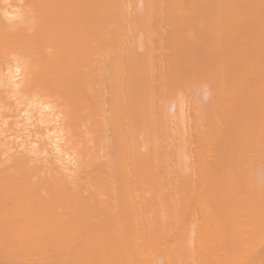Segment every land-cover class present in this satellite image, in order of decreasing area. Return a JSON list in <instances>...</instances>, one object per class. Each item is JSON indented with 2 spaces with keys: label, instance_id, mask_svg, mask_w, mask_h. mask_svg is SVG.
Here are the masks:
<instances>
[{
  "label": "bare ground",
  "instance_id": "1",
  "mask_svg": "<svg viewBox=\"0 0 264 264\" xmlns=\"http://www.w3.org/2000/svg\"><path fill=\"white\" fill-rule=\"evenodd\" d=\"M15 9L9 20L4 12ZM157 21L171 25L165 42L151 34H140L139 46L125 42L126 23L155 36ZM14 60L23 69L17 95L47 98L59 119L17 129L23 108L3 77L0 264H264V0H8L0 3V75ZM196 75L214 87L196 86L212 105L204 92L196 95L205 105L193 97L195 88L188 95L192 111L211 106L195 113L196 139L208 130L205 154L217 133L223 145L218 158L198 160L201 168L190 161L197 171L188 165L187 175L180 154L194 125L184 140L180 120L177 130L172 122L186 141L176 168L169 148L179 138L163 134L176 99L165 101L173 87L181 100ZM54 129L60 153L46 136Z\"/></svg>",
  "mask_w": 264,
  "mask_h": 264
},
{
  "label": "rangeland",
  "instance_id": "2",
  "mask_svg": "<svg viewBox=\"0 0 264 264\" xmlns=\"http://www.w3.org/2000/svg\"><path fill=\"white\" fill-rule=\"evenodd\" d=\"M139 6H140V5H139ZM132 7H136V5H135V6L132 5ZM137 7H138V6H137ZM137 7H136V8H137ZM130 8H131V7H130ZM128 9H129V8H128ZM131 9H133V8H131ZM131 9H130V11H132ZM134 9H135V8H134ZM134 9H133V12H134ZM126 10H127V9H126ZM130 11H129V12H130ZM203 18H204V17H203ZM204 19H205V18H204ZM206 19H207V17H206ZM206 19H205V21H207ZM202 20H203V19H202ZM208 21H209V20H208ZM208 21H207V24H208ZM163 22H164V23H163ZM163 22H160V23L158 24V21H157L158 26L156 27L155 36H153V35H154V34H153V33H154V29H153V28H152L153 32L151 31L150 28H143L144 31H143V33H142V32H140L141 30L139 31L138 29L131 30V28H128V27H127V23H126V25H123V26L121 27V31H122V29H123V34H124L123 36L126 37V34H127L126 31H127V29L130 30V31L128 32V34H127L128 38H127V40H126L125 42L128 43V39L131 37L130 39L133 40V44H135V46H139V45H140V41H138V37H139L140 34H141V35L143 34L144 36L142 35L143 38L140 36V37H139V40L147 39V37H149V40H150V38H151V41H153V39H154V40L156 39V41H158L157 39H159V42H160V39H161V42H162V41L165 42V41L167 40L166 38H168V36H167V32H169V30L171 29V27H169V26H171V25H169L170 23H169L168 21H163ZM202 22H204V21H202ZM155 23H156V22H155ZM161 24H163V26H162ZM165 24H166V25H165ZM207 24H204V25L207 26ZM154 25H155V24H154ZM168 25H169V26H168ZM204 25H202V24L200 23V26H204ZM125 26H126V27H125ZM160 27H161V28H160ZM165 27H166V28H165ZM164 28H165L166 31L164 30ZM147 29H148V31H147ZM149 29H150V30H149ZM158 29H159V32H158ZM161 29H162V30H161ZM167 30H168V31H167ZM131 32H132L135 36H134V35L132 36V33H131ZM139 32H140V33H139ZM150 32H151V33H150ZM161 32H162L163 35L160 36ZM163 32H164L165 34H164ZM157 33H159V35H157V38H156V34H157ZM136 34H137L138 36H137ZM146 34H151L153 38H152L151 36H148V35H147V37H146ZM136 36H137V37H136ZM166 36H167V37H166ZM124 37H123V38H124ZM132 37H133V38H132ZM158 37H159V38H158ZM134 38H136V40H135ZM162 38H163V39H162ZM124 39H125V38H124ZM134 40L136 41L135 43H134ZM130 41H131V40H130ZM138 50H140V49H138ZM163 50H164V49H163ZM141 52H142V49H141ZM197 76H198V77H197ZM199 76H200V78H199ZM196 77H197V81H195L196 78H195V80H194L195 85L192 83V81H193V80H192L191 82H187V84H184V87H181V88H180V89H184V88H186V87L188 88V89H186L184 92L180 90V91H181V95H183V94L185 95V98L183 97L184 95L181 96V98L184 100V103H185L184 105L182 104V107H181V109H182L183 112L181 111V109H180V106H181V105L179 104V103L181 102L182 99H181V100L179 99L180 101L178 100V97L180 96V94L177 93V94H178V97H176L177 94L174 93V91L177 92V91L179 90L178 87H177V89L175 88V90H174V87H173V90H174V91L171 90V93H172V94L174 93V94H173L174 96H171V93H170V95H168L169 97H168V98L166 99V101H165V102H167V103H170L171 100H168V99L172 98V102L175 101V100H173V97L176 99L177 106H176V103H173L174 105H172L173 107H172V109L169 111V113H171V114H168L169 117H171V116H173L172 113H175V112H176V115L174 114L173 118L171 117V119L167 117L168 120H166V122H167V123L169 122V124H170V122H171L170 126H169V124H168V127H169L168 129L170 130V128L172 127V126H171V125H172V122H173V121H177L176 118H178V122H179V120H180V123H177L178 125H177V124H176V125H177V126L181 125L180 128L178 127V128H179V129H178V130H179L178 134H179V136H180V135H183V136H180V137H183V138L186 136L187 133H189V131H191L192 128L195 129V127H196L195 124L197 125L198 122H199V125H200V128H201V123H200L201 120L199 119L200 121H198V122L196 123V120H198V117H199V115H200V114H199L200 112H202L201 114H203V111H204L208 106H209V107H208V111H209V108H210V111H211V106H210L209 104L211 103L212 95H210V93L212 92V90L214 89V87L212 88V86L210 85L209 88H208V85H209L208 82H209V81H208L207 78H205L204 75H202V76H201V75H196ZM248 77H249V76H248ZM248 77H247V78H248ZM199 79H201V81H203V82L206 83V84L208 83V84H207V87H206V89H208V91H206V89L204 90V88H203V90H204V91H203V92H204V95H205V94H208V95H206V96H207V97L210 96V99H209V100L207 99L208 101L206 100L207 97L204 96V95H203V98L206 97L204 100L201 99V100L199 101V99H198L199 97L197 98V95H196V94L199 93L198 95H200V96H202V94H203V92H201V94H200V90H199L198 88L196 89V86L199 87V85H200V83H201V81H199ZM202 79H203V80H202ZM205 79H206V80H205ZM198 81H199V82H198ZM206 81H207V82H206ZM188 83H190V86H189L190 88H191V86H192L191 84L194 85V87L192 86V90L195 88V90H196L195 93H194V90L192 91V90L188 87ZM196 83H197V84H196ZM201 84H203V83H201ZM206 84L203 85V86L205 87ZM185 85H186V86H185ZM210 87H211V89H212L211 91H210ZM171 89H172V88H171ZM189 89H190V91H189ZM197 90H199V91L197 92ZM201 90H202V87H201ZM172 91H173V92H172ZM180 91H179V92H180ZM205 91H206V92H210V93H206ZM189 92H190V93H189ZM191 92H192V94L194 93V94H193V97L196 96V98L198 99V101H199L200 103L202 102L201 104H204V105H205V102L203 103V101H205V100H206L207 103H209L208 105H207V103H206L207 107H205L204 110H203L202 105H201V107H202V108H201L202 111L199 112V110H197V112H198V117H195V113H197V112L195 111V105L193 104V105H194V106H193V110H194V111H192V109L190 108V106H192V102H190V98L192 97ZM213 92H215V91H213ZM185 93H186V94L188 93L187 96H186ZM211 94H212V93H211ZM188 95H191V97H189ZM194 95H195V96H194ZM213 96H214L213 98L216 99V96H215L214 94H213ZM186 97H189V99H186ZM197 99H196V100H197ZM177 100H178L179 103L177 102ZM183 100H182V103H183ZM187 100H188V101H187ZM191 100H192V99H191ZM168 101H169V102H168ZM194 101H195V98H194ZM194 101H193V103H194ZM209 101H210V102H209ZM188 102H189V103H188ZM195 102H197V101H195ZM186 103H188L189 105H188V104L186 105ZM200 103H199V104H200ZM213 104H214V102H213ZM196 105H198V102L196 103ZM211 105H212V103H211ZM178 106H179V107H178ZM184 106H185V107L188 106V107L185 109ZM198 106H199V105H198ZM213 106H214V105H213ZM213 106H212V107H213ZM175 107H176L177 111L175 110ZM188 109L191 111V113H193V114H192L193 116L191 115V113H190L191 116L189 115V113H188ZM198 109H199V108H198ZM213 109H214V108H213ZM174 110H175V112H174ZM178 111H181V112H182V114H181V112H180V115H181V116L184 114V116H182V117H184V118L186 119V122H185V119H184V118H182V117H178V116H177V115H179V114L177 113ZM208 111H207V109H206V112H208ZM186 112H187L188 115L186 114ZM208 113H209V112H208ZM185 114L187 115V117H186ZM209 114H210V113H209ZM170 115H171V116H170ZM207 115H208V114H207ZM174 117H175V118H174ZM188 117H189V118H188ZM190 117H191V118H190ZM194 117L196 118V120H194V119H195ZM179 118H180V119H179ZM193 118H194V119H193ZM200 118H201V116H200ZM203 118H205V116H203ZM206 118H207V117H206ZM188 119H190L189 122H187ZM204 120H205V119H204ZM182 121L185 122V124L182 123ZM190 121H191L192 123H191ZM202 121H203V120H202ZM166 122H165V124H166V126H167V123H166ZM203 122H204V121H203ZM203 122H202V124H203ZM175 123H176V122H173V125H174L175 130H177V126L175 127ZM190 123H191V125H190ZM206 123H207V121H206ZM182 124H183V127L185 126V131H184L183 127H182ZM186 124H188V126L190 125V127L192 126V124H193L194 126H193L191 129H189V128L186 126ZM208 124H209V123H208ZM208 124H205V127H206V125H207V128H209ZM163 127H164V125H163ZM202 127L204 128V131H205V127H204V125H203ZM174 128H173V129L171 128L170 131H168L167 128L165 129V127H164L165 130H164L163 128H162V129H163V132H164L163 134H165V135H164V138L166 137V132H165V131H167V133H168V132H171V133L173 134L172 136H173V137H176V140H177V138L180 139V140L178 139V142H177L176 140H175L176 142L174 141V142H175V143H174V144H175V147H174V145H173L172 143H171V144H172L173 146H171L170 148H169V146H170L171 144L168 146L169 149H172V151H174V152H173V154L175 155V157H174V159H173L174 161H176V159H177V158H176V155H177V154L179 155V151H181V149H182V151H184V152L189 150L188 152H185V155H184V153H182V151H181V154H180L181 156H182V155L184 156V157H181V156H180V157H181V158H184L183 161H184V163L186 164V165H185V166H186L185 168H184V165H183V164H184L183 161H182V163H183L182 166L179 165V166H180V169L183 167V169H182L183 171H185L184 169H187V166L189 165V166H188V172H189V174L191 173L190 171H192V169L194 170V171H193V173H194L195 171H197V170L194 169L195 167H194V168L192 167V169L189 170V167L191 168L192 163L195 165L196 162H197L198 165H196V167H197V166L200 167V166L202 165V162H203V164H204L203 159H204V160L207 159V158L209 159V156H210V157L213 156L214 158H218V157H219L220 154L217 152L218 150H217L216 152H214V150H216V147H217V149H218V147H219V145H220L219 143H222V145H223V141H222L221 139H220V140H221V141H220V140L218 139V138H220V137H217L219 133H217L216 137L214 138V136L211 135V133L214 134V132H211L212 130L209 128V131L211 130V131H210V135H211V138H210V139H212V137L214 138V139H212V140H213V145L216 146V147H214V149L212 148V152H211V150H210L209 153H210V152H211V153L214 152L215 154L217 153V155H218V156H217V155H215L214 153H213L214 155L209 154V153L205 154V152L203 153V151L201 150V148L203 147V145H202L201 148H200L201 136L203 137L204 134L207 133V136L209 137L207 128H206V130H207L206 133L204 132V134L201 135L200 138L198 137L197 139H196V137H197L198 133L196 134V132H194V131H196V129H195V130H192V131H191L192 133L190 132V134H191V135H190V137H191V143H192V145H193V147H192L191 149H190V147H191L192 145L189 143L190 140H188L187 137H186V139H187V141H188L187 143L189 144V145H188L189 148L187 149V148H186V147H187V143H186V141H184L185 138H184V140H182L183 138L181 139L180 137H177L178 134L176 133V131L174 130ZM197 128H199V126H197ZM157 129H158V130H157V134H158L159 128H157ZM181 129H182L183 132H184L183 134H181V133H182V130H181ZM186 129H187V130L189 129V131L186 132ZM172 131H173V132H172ZM202 131H203V130H202ZM213 131H214V130H213ZM216 132H217V131H216ZM175 133H176V135H175ZM168 134H170V133H168ZM192 134H193V136H195V137H192ZM158 135H159V134H158ZM188 135H189V134H188ZM205 136H206V135H205ZM207 136H206V139H207ZM219 136H220V134H219ZM168 137H169V136L167 135L166 138L170 140L171 138H170V137L168 138ZM190 137H189V139H190ZM221 137H223V136L221 135ZM157 138H158V137H157ZM166 138H165L164 141L167 142L168 140H166ZM153 139L155 140L156 137H155V138L153 137ZM195 139L198 141V143H199V142H200V143H199V144H198V143L196 144ZM199 139H200V140H199ZM210 139H207V141L209 140V143H211L210 145H212V141H210ZM216 139H217V141H216ZM193 140H194V141H193ZM218 140L220 141L219 143H218ZM223 140H224V139H223ZM171 141H172V140H170V142H171ZM168 142H169V141H168ZM179 142H181V144L178 145ZM182 142L186 143V145L183 144ZM215 142H216V144H217V143H218V144L216 145ZM263 142H264V140H263ZM161 143H162V142H161ZM176 143H177V145L179 146V149L176 147V146H177ZM209 143H208V144H209ZM162 144H164V146H167L166 143H164V142H163ZM182 144H183V145H182ZM194 144H196V145H194ZM202 144H205V146H206V143L204 142V140H203ZM181 145H182V147H183V146H184V147L186 146L185 149H183V148L180 149ZM213 145H212V146H213ZM222 145H220V147H222ZM224 145H225V144H224ZM194 146H195V147H198L197 150L200 149V150L202 151L201 154L198 153V152H196V148H194ZM173 147H174V149H173ZM206 147H207V146H206ZM208 147H209V145H208ZM220 147H219V148H220ZM263 147H264V145H263ZM192 149H195L194 152H196V153L192 152ZM210 149H211V148H210ZM175 150H176V153H175ZM177 150H179L178 153H177ZM206 150H207V148H206ZM253 150H254V149H251V151L248 152V153H249L248 155L250 156V158H249V161H250V162H251V160H250V159H251V156H253V154H254V153H253ZM263 152H264V151H263ZM263 152H262V154H263ZM167 153H168V152H167ZM186 153L188 154L187 156H186ZM189 153L192 154V155H189ZM197 153H198V155H197ZM251 153H253V154H251ZM195 154H196V155H195ZM202 154H203V155H202ZM204 154H205V155H208V156H205ZM255 154H256V150H255ZM255 154H254V155H255ZM178 155H177V156H178ZM199 155H200L202 158L199 157ZM168 156H169V155H167L166 157H168ZM195 156H196V161H195V159H194ZM255 156H256V155H255ZM169 157L172 158L173 156H169ZM185 157H187V159L190 158V160H189V161H186V160H185ZM191 157H193V158L191 159ZM203 157H204V158H203ZM206 157H207V158H206ZM253 157H254V156H253ZM253 157H252V159H255V161L252 160V163H250V164H249V161H248V160L246 159V157H245V161H246V160L248 161V162H247V165L249 164V165H251V167H252V164H253L254 162H256V163L258 164L257 161H259L258 159H257V161H256V158H255V157L253 158ZM170 158H169V159H170ZM200 158H201V160H200ZM211 158H212V157H211ZM211 158L209 159V161L211 160ZM258 158H260V157L258 156ZM263 158H264V155H263ZM193 159H194V160H193ZM208 159H207V160H208ZM171 160H172V159H171ZM178 160H179V156H178ZM198 160L201 161V165L199 164V161H198ZM207 160H205V161H206L207 163H209ZM174 161H173V162H174ZM185 161H186V162H185ZM190 161H192V163H191ZM194 161H195V163H194ZM262 161H263V160H262V157H261V164H262ZM169 162H170V161H169ZM180 162H181V161H180ZM187 162H189V163L187 164ZM212 162H213V159H212ZM214 162H215V160H214ZM263 162H264V161H263ZM244 163H245V162L242 163V167H243V164H244ZM170 164H171V163H170ZM177 164H179V162L176 161V165H175V163H174V165L176 166V168H177ZM210 164L212 165V163H210ZM206 165H208V164L205 163V165H203V166H206ZM215 165H216V163H215ZM259 165H260V162H259ZM257 166H258V165H257ZM257 166H253L254 169H255L256 171L261 167V165L258 166V167H257ZM217 167H219V166H217ZM253 167H252V170H253ZM256 167H257V169H256ZM263 167H264V164L262 165V168H263ZM200 168H201V167H200ZM245 168H246V166H245ZM178 169H179V167H178ZM196 169H197V168H196ZM217 169H218V168H217ZM246 169L249 170L248 167H247ZM201 170H202V169H201ZM220 171H221V170H220ZM185 172H186V171H185ZM185 172H184V174H185ZM198 172H199V171H198ZM218 172H219V170H218ZM253 172L255 173L254 170H253ZM246 173H247V176H248V175H249L248 172H246ZM260 173H261V170H260ZM263 173H264V168H263V171H262L261 175H263ZM182 174H183V172H182ZM184 174H183V175H184ZM186 174H187V172H186ZM186 174H185V175H186ZM252 174H253V173H252ZM256 174L258 175V172H257ZM256 174H255V175H256ZM187 175H188V174H187ZM257 175H256V177H257ZM261 175H260V176L258 175L259 178L261 177ZM193 176H195V174H194ZM248 177H249V176H248ZM186 178H187V176H186ZM257 178H258V177H257ZM263 178H264V177H261V179H263ZM249 180H251V179H249ZM182 181H184V176H183V180H182Z\"/></svg>",
  "mask_w": 264,
  "mask_h": 264
},
{
  "label": "clouds",
  "instance_id": "3",
  "mask_svg": "<svg viewBox=\"0 0 264 264\" xmlns=\"http://www.w3.org/2000/svg\"><path fill=\"white\" fill-rule=\"evenodd\" d=\"M22 2V0H21ZM0 3H8V0H0ZM19 9H15L12 12H4V15L8 17L9 20H14L18 18ZM23 69L20 65L19 61L14 60L13 64L2 74L0 75V87L6 86L4 81V76L7 77V86H10L12 91L10 93L11 99H13L16 103L17 110L23 108V111L19 113V116L16 117L17 123L15 127L17 129L23 128L25 131L29 127H35L36 125L33 123L34 120L37 121L41 126H46L50 123H55L59 117L53 119L52 113L55 111V108L51 102L47 100L45 97H41L39 95H33L30 98L25 96H18L17 90L21 87V84L18 81L22 79ZM35 113V115H34ZM37 116L39 119L37 120ZM22 119V123L20 122ZM7 119L4 121V126L7 127ZM6 133L0 129V136H4ZM46 136L48 138L55 137L52 140L53 145L56 148V152L60 153L61 148L59 147V143L61 142V136L57 135L55 129L51 132L46 130ZM9 139H14L17 142L20 141L21 137L19 135L15 137H9ZM31 139V137H29ZM37 139H39V135H37ZM23 146V145H21ZM32 149L37 147L36 143H32L30 145ZM69 161H71V157H67Z\"/></svg>",
  "mask_w": 264,
  "mask_h": 264
}]
</instances>
